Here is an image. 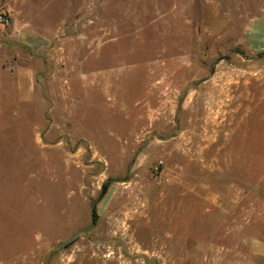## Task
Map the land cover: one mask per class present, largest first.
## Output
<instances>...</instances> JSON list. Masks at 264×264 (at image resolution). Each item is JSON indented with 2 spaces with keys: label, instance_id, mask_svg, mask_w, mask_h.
Here are the masks:
<instances>
[{
  "label": "rangeland",
  "instance_id": "1",
  "mask_svg": "<svg viewBox=\"0 0 264 264\" xmlns=\"http://www.w3.org/2000/svg\"><path fill=\"white\" fill-rule=\"evenodd\" d=\"M20 8L31 26L0 24V264H264V55L244 37L264 0Z\"/></svg>",
  "mask_w": 264,
  "mask_h": 264
},
{
  "label": "crops",
  "instance_id": "2",
  "mask_svg": "<svg viewBox=\"0 0 264 264\" xmlns=\"http://www.w3.org/2000/svg\"><path fill=\"white\" fill-rule=\"evenodd\" d=\"M25 3V0H5V4L7 7V10L4 8L3 11L7 12L10 17L12 11H14V22H16L15 26L17 27H23L27 28L28 24L23 23L24 21L20 20V6ZM10 12V13H9ZM23 12V9H22ZM19 13V15H18ZM12 21V19H11ZM25 24V25H23ZM33 38V42L41 43L42 38L38 37L36 34H31ZM245 42L247 44V47L249 50L254 53L256 56L264 55V11H262L260 14L250 18L248 23L245 27L244 32ZM255 249L264 255V243H257L255 245Z\"/></svg>",
  "mask_w": 264,
  "mask_h": 264
},
{
  "label": "water",
  "instance_id": "3",
  "mask_svg": "<svg viewBox=\"0 0 264 264\" xmlns=\"http://www.w3.org/2000/svg\"><path fill=\"white\" fill-rule=\"evenodd\" d=\"M94 213H95V203L93 204V206H92V209H91V219H92V224H91V226L88 228V229H85V230H78V231H76L69 239H67L66 241H64L63 243H61V247L62 246H66V245H68L69 243H71V242H73L75 239H76V237L79 235V234H81V233H89L92 229H93V227H94V225H95V216H94Z\"/></svg>",
  "mask_w": 264,
  "mask_h": 264
},
{
  "label": "built area",
  "instance_id": "4",
  "mask_svg": "<svg viewBox=\"0 0 264 264\" xmlns=\"http://www.w3.org/2000/svg\"><path fill=\"white\" fill-rule=\"evenodd\" d=\"M10 23H11L10 15L5 11L0 10V24L9 25Z\"/></svg>",
  "mask_w": 264,
  "mask_h": 264
},
{
  "label": "trees",
  "instance_id": "5",
  "mask_svg": "<svg viewBox=\"0 0 264 264\" xmlns=\"http://www.w3.org/2000/svg\"><path fill=\"white\" fill-rule=\"evenodd\" d=\"M95 219H96V214L94 213Z\"/></svg>",
  "mask_w": 264,
  "mask_h": 264
}]
</instances>
